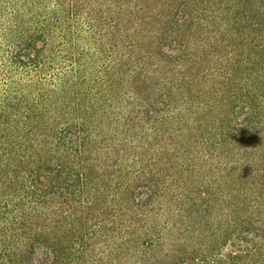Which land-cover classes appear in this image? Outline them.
<instances>
[{
  "label": "trees",
  "instance_id": "1",
  "mask_svg": "<svg viewBox=\"0 0 264 264\" xmlns=\"http://www.w3.org/2000/svg\"><path fill=\"white\" fill-rule=\"evenodd\" d=\"M130 1L56 0L52 6L44 0V7L37 3L31 8L25 0L28 9L15 12L9 28L8 8L0 12L1 30L8 29L12 37L8 44L0 42V52L4 44L7 50V77L38 71L50 83L49 76L63 63L73 69L58 88L44 86L43 78L26 93L17 88L18 94L0 96V264H128L131 251L137 256L133 264H264V154L255 157L263 149L264 122L253 137L259 151L253 152L255 160L247 152L243 170L230 161L221 163L220 156L213 160L220 144L240 137L232 120L222 137L217 138L218 128L212 129L216 134L209 129L214 141L206 153L211 160L196 178L198 159L205 156L198 157L199 151L185 164V149L172 133L176 124L188 120L182 109L186 83L165 78L170 69L190 63L197 65L194 75L201 83L210 81L214 89L236 85L235 102L241 99L247 108V122L240 129L246 135L238 141L244 140L259 125L256 119L264 120V0H239L249 7L233 16L229 11L238 6L230 5L222 22L215 15L223 9L209 8L212 0H178L176 12L168 11L174 0L162 1V12H154L155 0H140L143 6L136 0V8L125 4ZM9 2L13 0H0V7ZM121 12L148 31L152 28L154 37L139 38L141 27L132 26L124 29L126 45L115 41ZM177 13L182 16L175 18ZM87 25L106 54L82 48L79 40ZM108 37L105 48L102 41ZM139 39H149L145 50ZM167 43L177 48L187 43V49L195 47L211 58L205 63L185 49L174 58L165 50ZM106 56L118 67L119 79L115 71L103 75L98 70L107 66ZM163 64L170 68L161 69ZM148 66H156L161 81ZM176 85L179 92L170 90ZM111 88L119 89L124 102L128 95L123 120L111 116L106 103L90 106L93 90ZM211 89L215 96L218 90ZM208 108L212 120L222 115L218 108ZM122 124L123 137L115 141ZM139 141L143 153L136 152ZM116 144L121 146L114 154ZM216 171L227 189L205 184ZM233 212L243 220L238 222ZM228 247L238 253L225 252Z\"/></svg>",
  "mask_w": 264,
  "mask_h": 264
},
{
  "label": "rangeland",
  "instance_id": "2",
  "mask_svg": "<svg viewBox=\"0 0 264 264\" xmlns=\"http://www.w3.org/2000/svg\"><path fill=\"white\" fill-rule=\"evenodd\" d=\"M41 1H44V0H28V3H29L28 6L34 7L38 3V6L41 5V7H44L45 4H44V2L42 4H40ZM162 1L164 2V0H155L153 2L154 4L152 3L154 5V10H155L154 12H162V10H164V4L163 5L161 4ZM177 1L178 0H174V2H173L174 4L172 5V7H170V5H167L168 8L170 7L168 10L169 12H171L172 8L173 9L175 8L174 9L175 12L177 11V9H178L177 4H176ZM180 1L182 2V0H180ZM209 1H211V0H209ZM48 2L50 4H52V6H53L56 3V0H48ZM124 2H127V1H124ZM138 2L140 3V0ZM138 2H136V0H133V1H130V2L125 3V4H131L134 8H136L135 6H138V4H139ZM185 2H188V1H185ZM24 3H25V0H13V3L9 2L8 6L2 5L0 7L1 8L0 12L2 11V8H6V10L8 8L7 12L5 13L8 16V18L6 19L8 22L7 23L8 28L14 24V19H13V18H15L14 15L17 16V13H15V12H17L19 10H22V12H25L28 9L27 7L25 8L23 6ZM140 4H141L140 6L144 5L142 3H140ZM208 5H209V8H212L213 11H215V12L218 11L220 9V7L223 9V10H219L218 14L216 13V15H215V16L218 15L217 19L221 20V22H222V20H224V16L228 15L227 11L229 10L230 5H231V7H233V5H236V7L238 6L237 8L233 7L232 10L229 11V13H231V14L233 12V16L237 15L238 14L237 12H239L241 10V8L244 9V7L246 6V5L245 6L240 5L239 0H226L225 2L223 1V3L221 2V0H212L211 3H209ZM246 7H249V6L247 5ZM224 8H226V9H224ZM227 8H228V10H227ZM119 14H121V15L116 16V21H118V19L120 17L123 19V21L122 20L120 21L121 29L117 30V32L113 38L115 39V41L117 40V42L119 44H121L122 46L126 45L125 40L123 38L124 37V35H123L124 29L132 27V26L137 27V29L139 27H141V28H139L140 32H138V33H141L140 36L138 35L139 38H145V37H143L144 35H150V34L154 37V33H156V32H154L153 34L149 33L152 31V28H150V30L148 31V27L144 28V24L142 22H140L138 20L130 19L131 17H129L127 14H122V12ZM176 15L174 16L175 18L182 16V15L178 16V13ZM202 15L207 16L205 12H203ZM1 16L2 15H0V19H1ZM211 19H212V15L209 16V20H207V19L204 20V22L202 24H204V25L208 24ZM229 22L226 25V28L230 29V27H231L230 25H232V23H229ZM3 23H4L3 20H0V42H3V43L7 42L5 44H8V42L10 41L9 37L12 38L10 36L11 32H9L8 29L6 30V33L2 32L1 28H2ZM7 24H6V26H7ZM195 26H196V28L198 27L197 23ZM85 29H86V31H84L82 33L80 40H79L80 43L82 44L81 45L82 48L90 49L91 47H94L97 50V53L99 55H101L102 53L106 54V51H104V49L97 48V44H95L96 41L92 40V32L89 30L88 25ZM112 30H114V29L112 28ZM234 31L235 30H234V25H233L232 26V32H234ZM131 33H133L135 36L137 34L136 31L134 32V30H132ZM213 35L217 36V39H218V40H215V42L220 43V36H218L215 33ZM108 38L105 39V42L102 41V43L107 42V45H103L105 48H107L110 45V43H109L110 38L109 39ZM121 38H123L122 41H121ZM148 42H149V39H143V40L139 39L138 46L140 45V48L142 47L141 49L145 50L146 46L149 44ZM206 43H208V42H206ZM5 44H4V47L1 48L2 51L0 52V96L7 95V94H10L12 96L13 94H18L16 91L17 88H20V89L23 88L25 93H26L28 91V89H31V87H30L31 85L41 81V79H43L44 77H42L38 71H34V72L32 71L30 73L27 72V74L21 73V74H18L17 76L11 75L10 77L8 75V77H7L6 74H8L7 72H9L10 69L8 67H6L5 63H3V61H4L3 60V53L6 50ZM166 45H168V46H165V50H168L170 55H174V58L176 56H179V54L181 53V49H185V52L188 53L190 56L193 55L195 57V59L205 58V60H204L205 63H208V60H206L207 58L208 59L211 58V55H209V54H207L206 57H203V54L201 53L202 51L200 49H199V51L196 50L195 47L187 49V43H185V48L184 47L181 48L180 45L177 48V45H175V44L172 45V47H171V45H169V43H167ZM206 48H207L206 50H209L208 44L206 45ZM203 51H204V49H203ZM6 53H7V50H6ZM215 57L218 59L219 55H216ZM237 59H239V57H237L232 62L235 63ZM4 62H6V61H4ZM104 62L106 63L107 66H101L100 65L101 67H103V69L101 67L97 66L99 71L102 70L101 74L105 75L106 71H108L109 73H114V71H115V78L119 79V75H121V73H120V71L118 72V70H119L118 67L113 68V65H110L109 61H107V56L104 59ZM66 63H63L61 69L59 71L57 70L56 75L54 77L49 76L48 80L49 81L51 80L52 83H51V81H50V83L46 82L45 78L43 79L44 86H46V87L55 86V88H58L60 86V84L64 81V78L66 77V75H68V73H70L73 70L72 65L69 62H68V64H66ZM205 63L202 65L199 62L200 67L205 68L207 66ZM175 65H177V64H173V66H175ZM190 65H191L190 63H187L185 65H181L175 72H171L173 69L172 70L170 69L169 73L165 75V78L166 77L173 78L174 79L173 82L175 84H179V83H181V81H183V84L186 83L185 89H184V91H185L184 94L186 96L185 99L187 98V101L184 102L182 109H184V114L188 120L187 121L183 120L182 123L176 124L178 129L176 128V130H174L172 133L174 135L173 137H175L177 139V142L182 144L180 146H183V148L185 149V154H187V159L185 160V164H187L190 161V158L193 159L194 157H196L197 153L199 151H201L202 154L199 155L198 157L205 156L204 157L205 159L204 158L198 159L199 165L196 168V169H198V171L196 174H194V175H196V178H198L200 172L204 173L205 171H207V168H206L207 160L208 161L211 160L209 158V151L207 153H206V151H207V148L209 147V145L214 141V140H212L213 138L210 137L211 134L215 133V130H212L213 127L219 129V131H217L218 132L217 138H219V135H220V137H222V134H224V130L225 131L229 130V129H227V126L228 127L230 126L229 121L232 120L231 123L233 122V126H235L237 128V131H235V134L238 133V135L240 136L239 137V139H240L241 136L246 135V133H245V135H242L240 129L243 128V126L245 125V122H247V115H246L247 108H244L245 102L243 100L239 99V101L235 102V94L233 92H235L234 90H236V87H237L236 85H234L233 87L225 85V88L215 87V89H214V84L211 83L210 81H207V83H201L199 80V77L197 75L196 76L194 75L195 70H196L195 68H197V65L196 66H190ZM73 68H76V66L74 65ZM166 68H170V67H166L163 64V67L161 69H166ZM148 70H151V71L154 70L156 73V76H157L156 80H158V81L162 80V78L160 79L159 72H157L158 70H156V66H148ZM58 72H59V74H58ZM196 72H197V70H196ZM118 73H120V74H118ZM216 73H218V72H216ZM153 74H154V72H153ZM135 75H136V73H132V75H130L132 80H134V78L136 77ZM143 83L146 84L148 82H143ZM150 83H148V85ZM92 86H93V84H92ZM115 87H116V85H115ZM211 88H213L214 90H218V92L215 96H212V91H211L212 89ZM172 89L176 92L180 91V87L177 88V85L170 88V90H172ZM226 90H228V91H226ZM230 91H232V92H230ZM250 91L255 92V88L253 90H250ZM226 92H229V95H227L228 93H226ZM244 92H247V89ZM22 94H24V93H22ZM193 96L201 97V101L194 99ZM123 97H124L123 100H125V102H126L127 101L126 98L128 97V95L123 96ZM88 99L91 100L90 106H94V107H97L98 104L101 105L102 103L103 104L106 103V107L108 105V108H107L108 113H111V116L113 115V117L115 119L123 120V114L121 112L122 111H128V109H129L127 104H125L124 101L120 100L121 97L119 95V89L118 90L115 89L114 91L112 88H111V90H108V91L102 89V91H100V92L95 89L90 94ZM135 100L138 102L141 101V100H137V99H135ZM209 106H213L215 108H218L219 113H221L223 116L221 115L217 118L214 117L212 120L211 118H212L213 113L212 114L210 113L211 110L208 108ZM262 106L264 107V103H262ZM214 115H216V113H214ZM184 119H185V117H184ZM256 121L258 122L259 125L257 126V128L252 133L248 134V136L245 137L244 140L238 141L239 139H235L233 137L232 140L227 141V144H225V143L220 144V145H222L220 147V149L217 148L216 153H212V155L214 156L213 160L219 159V156H220L221 163L225 164L226 162L230 161V164L232 163L231 167L237 166L239 168H242V170H243L245 167V163L248 162L247 152H249V154H250V160H255L254 159L255 157L260 159V157L263 156L262 154H264V142H262V148L263 149H261L260 151L258 150L259 151L258 152V151H256V148L259 147V144H257L258 142L253 141V137H254V135H257L255 131L258 128H260L261 125L263 126L262 122H264V120L260 117L259 119H256ZM185 122L189 123L190 125L185 127ZM233 126H231V128H233ZM109 128L110 127L108 124V129ZM124 128L125 127L122 124L120 130H116L117 132L113 136V138L116 139L115 141H117V139L121 140V137H123V135H120V134H121V132H124L123 131ZM126 128H128V127H126ZM209 129H211L213 133L209 134V132H208ZM261 129H264V128H261ZM261 129H258V131H262ZM126 130L127 129H125V132H127ZM133 132H134V130H133ZM136 133H137V131H136ZM108 134L112 138L113 133L110 131V129H109ZM260 135L264 136V133L262 132V133H260ZM227 136H228V133H227ZM138 140H140V139H138ZM133 141H135V140H132V142ZM133 144H134V142H133ZM115 146L118 150L111 147V150H112V152H114V154L118 153L121 144H116ZM143 148H144L143 145H141V142L139 141V145L136 148V152L137 153H141V152L143 153V151L145 152V149L143 151H141V149H143ZM254 151L258 152V154L255 155V157L253 154ZM120 152H121V155H124L122 151H120ZM120 152H119V155H120ZM205 161H206V163H205ZM217 171H218V169H217ZM217 171L215 174L208 176V179L205 180V184H212V185H214V187H217V188L222 187V189L226 188L227 185L224 184V182L221 181V179H219V177H221V176L219 175V173H217ZM185 177H188V175L186 174ZM203 183H204V179H203ZM233 215L236 216L235 217L236 219L239 216L240 219H237L238 222H241V220H243L242 218H244L243 215L240 213L233 212ZM244 246H245V244H243V247ZM227 249L228 250H225V252L235 251L236 253H238V250L237 249L234 250V248H232V247H228ZM133 252L134 251H131L127 255V258L130 259V262H128V264H133L137 260V256Z\"/></svg>",
  "mask_w": 264,
  "mask_h": 264
}]
</instances>
